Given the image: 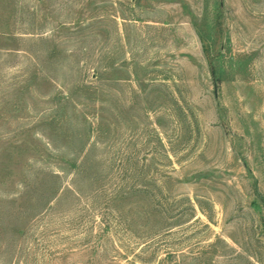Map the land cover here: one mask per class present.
<instances>
[{"label":"rangeland","instance_id":"374dc122","mask_svg":"<svg viewBox=\"0 0 264 264\" xmlns=\"http://www.w3.org/2000/svg\"><path fill=\"white\" fill-rule=\"evenodd\" d=\"M0 264H264V0H0Z\"/></svg>","mask_w":264,"mask_h":264}]
</instances>
